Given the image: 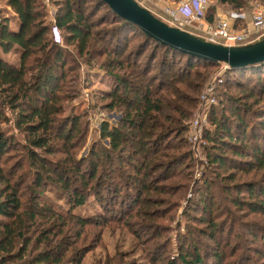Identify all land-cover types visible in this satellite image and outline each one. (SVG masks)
<instances>
[{
  "label": "trees",
  "instance_id": "16d2710c",
  "mask_svg": "<svg viewBox=\"0 0 264 264\" xmlns=\"http://www.w3.org/2000/svg\"><path fill=\"white\" fill-rule=\"evenodd\" d=\"M50 2L55 6L50 24L43 21L45 10L42 0L4 1L5 8H8L17 19L16 30L9 28L8 16L0 14V52L5 54L13 51L17 54L16 63L6 60L0 54V264H61L64 259L69 264H79L84 249L72 251L73 242L69 241L72 232L68 231V228L66 230L68 232L63 231L66 229V223L72 221L77 225H85L102 221L100 225L104 223L106 225L109 223V214L113 208L102 205L106 213L95 215L93 218H83L73 213L70 208L82 206L87 200V195H92L96 199L100 188L110 187V184L100 180L105 175H111L110 173L120 178L119 183L123 184V189L132 188L130 182L137 185L135 189L138 195L135 201L141 202L136 212L139 218L150 219L154 215L161 217L165 211L158 210L154 205H164L166 202H158L147 197L146 200L143 198L141 200L140 194L152 191L168 196H179L183 184L176 182L175 185L167 187L155 182L174 176L189 179L191 175L190 171L184 173L187 164L179 167L190 157L189 149L182 150L184 143L187 142L185 131L188 125L181 121L187 119L189 114L181 109L180 103L182 101L190 103L193 98L185 97L184 89L194 88L192 81L199 77L197 69L222 64L186 55L162 45L146 36L136 26L118 18L104 3L94 0L96 5H102L108 16L118 23V30L123 28L130 31L131 35L139 37V40L133 45L132 50H127V39L116 41L112 45L108 42L107 47L103 48L102 53L112 56V59L105 61L104 66L122 69L123 74L120 77L112 74V86L101 97L108 98L105 103L108 109L120 107L122 117L119 125L108 126L105 122L99 125V135L108 140V149L102 152L104 154L102 161L92 162L83 157L77 158L73 152L77 147L75 138L78 129L77 116L71 120V126L65 127L64 124L61 130L55 129V115L60 110L58 102L62 97L65 99L70 96L65 94L61 86L62 80L66 76V71L72 70V67L69 65L63 69L66 60L60 56L59 44L52 39L51 27H55L66 42H75V51L80 56L88 53L93 46L95 37L91 29L96 23L88 16L90 9L86 8V0ZM218 2L229 5L236 11L247 7V0ZM207 20L211 21L212 17L209 16ZM101 41L104 44L106 42L103 39ZM47 49L55 51L52 62L55 65L54 69L59 68L58 74L49 71L52 65L48 66L47 55H42L43 57L38 55ZM144 51L145 59L138 63L135 53L137 52L136 55L139 56ZM156 57L157 62L151 71L148 60ZM177 61L179 65H176ZM33 69L35 73L30 72ZM223 71L222 80L225 75L235 81L251 74L255 80L252 84L249 83V92L245 98L254 97L264 102V61L243 67H228ZM30 79L36 81L31 82ZM56 91L64 92L60 94L61 98L58 94L55 95ZM223 101L227 105H223L221 101L218 109L224 112L229 110L233 119L222 114L218 115V120L212 119L211 112L214 111L215 114L218 110L213 104L210 105L207 120L212 126H206L202 133L206 141L202 149L206 160L202 175L196 180V192L199 197H193L191 194L188 199L190 201L186 202L189 205L193 204L191 208L196 207L200 212L220 211L221 214L225 213L233 219L238 216H233L227 207H219L213 198V191L217 188L215 171L223 164V156L220 153L226 148L235 157H244L245 160L234 162L231 165L232 169L244 174L251 170L264 172V108L258 110L257 114H254L256 110H252L254 118L248 120L246 116L249 106L236 102L237 100L233 101L227 95ZM4 108L17 111L12 125L24 132L25 141L13 143L12 134L5 135L1 128V124L6 120ZM172 112L177 116L171 114ZM255 132L257 135L252 134ZM249 135L252 140L248 150L243 148L244 146H240V149L231 142V140L240 142L249 138ZM53 139L59 141L57 145L52 143ZM19 149H26L27 155L19 157L20 155L11 156L7 153ZM178 149H181L180 152ZM56 152L63 156L60 158L61 161L49 159V155ZM136 154H141L140 160L131 163L132 160H136L134 157ZM113 159L119 163L116 167L113 165ZM120 164L128 166L132 173L125 171L124 176L120 171L122 169ZM168 168H171L170 172ZM152 171L156 173L152 174L153 176ZM241 183L230 188L225 183L222 184L226 187L224 191L235 189L237 193L234 196H227L228 202L238 210L245 209L242 214H264V201H257L254 198L259 194L263 195L262 191L256 192L252 188L257 186L256 184L244 183L241 187ZM48 190L56 191L68 208L63 212L57 211L52 205L44 202L42 197ZM239 193H244L247 199L244 201L239 198ZM112 194L116 196L119 193L113 190ZM148 203L156 207L155 210L145 209ZM188 207L186 205V209ZM139 223L138 225L146 231L150 228L143 241L148 242L156 238L159 224L152 225L141 221ZM216 227H212L211 230H216ZM211 230L208 232L210 235L213 233ZM53 231L55 234L50 237ZM235 248L230 246L228 255L231 256ZM216 249L218 251L211 252L208 261L200 256L196 248H192V252H187L188 254L178 252L177 260L180 264H220L222 258H225L224 252ZM129 252L107 254L102 264H129L130 262L123 261L130 255ZM67 254L69 258L66 257ZM147 255L152 256L147 257V264H157L162 256L161 253L157 256L152 253ZM175 263L169 260L166 264Z\"/></svg>",
  "mask_w": 264,
  "mask_h": 264
},
{
  "label": "rangeland",
  "instance_id": "374dc122",
  "mask_svg": "<svg viewBox=\"0 0 264 264\" xmlns=\"http://www.w3.org/2000/svg\"><path fill=\"white\" fill-rule=\"evenodd\" d=\"M4 1L5 0H0V14H8V26L11 30H16L18 26L17 19L11 14L12 12L9 9L5 8ZM135 1L149 10L153 16L163 21L166 25L178 28L202 39H204L202 34L196 28L198 26L197 23L210 24L217 19L228 18L229 12L236 11L230 8L229 5L219 3L218 0H208V5L200 20L184 21V19H182V17L176 12L178 21H171L169 20L168 15L164 14L160 9L149 6L143 0ZM176 4L177 0H167L165 3V5H168L171 10H176ZM246 5L247 7L245 9L236 11L244 15V19L241 20V22H238L237 27L247 26L248 18H250L251 12L255 9H260L264 12V0H247ZM43 6L45 10L43 21L50 24L53 20L55 6L50 0L48 4L43 2ZM48 8H50L53 13L47 11ZM86 8L90 9L88 14L89 18L96 23V26L91 29V33L94 34L95 38L93 46L88 53L79 56L75 51V42H66L65 39H62V35L60 37L61 33L59 34L56 28H53V26L51 27L52 39L59 44L60 56L63 60H66L63 69L65 70L69 65L72 67V70L66 71V76L62 80L63 84H61L63 90L66 92L65 94L70 96L64 99L60 96V94L64 92H55V95L58 94L61 98L58 102L60 110L55 115V129L61 130V127L64 124L65 127L68 125L71 126V120L77 116L78 129L75 133L77 147L74 148L73 152L77 158L83 157L89 161L94 160L95 162H100L103 160L104 154L102 152L108 149V140L106 138H101L99 135V125L101 122H105L108 126H113L115 124L119 125L122 117L120 112L121 108L114 107L108 109L105 107L108 98H102L101 96L112 86V74L117 77H120L123 74L122 69L104 66L105 61L107 59H112V56L110 54L102 53V50L104 47H107L108 42L112 45L116 41L124 39H127V50H132L133 45L139 40V37L137 38L134 35H131L130 31L124 30L123 28L118 30V23L113 20L112 17L108 16L102 5H96L94 0H86ZM209 16L212 17L211 21L207 20ZM102 39L106 41L105 44L104 42L102 43ZM260 39L261 37L258 38L257 36H254L251 43ZM54 52V50L47 49L38 53V55L41 57L47 55L50 64H48V66H53L54 63L52 62V57ZM136 53L135 56L138 58V63H142L145 59L146 51L139 56L136 55ZM0 54L10 62H17V54L13 51L5 54L0 52ZM157 59L158 57L153 60H148L151 71L154 70ZM176 65H179L178 61L176 62ZM52 66L49 71L52 72V74H58L59 68L54 69L55 65ZM32 68L33 67H30V69ZM223 70V63L217 64L216 66H210L207 69H197L199 77L192 81L194 88H183L185 97H188L189 99L192 97L193 101L190 103L182 101L180 103L181 109L189 114L187 119H182L181 121L188 125L187 131H185L187 142L184 143L182 150L185 148L189 149L190 157L185 160L184 163H181L179 167H183L184 164H187L185 167L187 169H185L184 173L190 171L191 175L189 179L174 176L169 179L155 182V184H163L167 187H170L171 184L175 185L176 182L183 184L181 185L183 187L179 191V196H168L159 192L154 193L148 191L141 193L139 197L140 199L143 198V200H146L147 197L158 202H166L164 205H154L158 207V210L165 211L161 217L154 215V217H150V219H147V217L143 219L139 218L137 215L138 213L136 212L141 202L135 201V198L138 195L135 189L137 188V185L130 182L132 188L128 187V189H123V184L119 183L120 178L113 173H110L111 175H105L102 179L100 178L103 183L106 182L110 184V187L100 188L99 195L96 199L92 195H87V200L82 206L79 205L70 208L73 213L80 215L83 218H93L95 215L105 214L106 210H103L102 205L113 208L111 214H109V223H106V225L105 223L104 225H100L102 221H96L98 222L97 224L86 223L85 225H77L72 221L66 223V229H63V231L64 233L68 231L72 232L70 235L71 240H69L70 242H73L71 244L72 246L70 245L72 251H75L78 248L84 249L79 264H102L107 254L111 255L113 252L116 253L122 251H130V255H128L126 259H123V261L130 262L129 264H147L148 253L155 254L156 256L157 254H162L161 259L157 264H166L169 260H173L174 263L176 262L175 264H180L177 260L179 256L178 252H181L182 254L187 252L191 253L192 248H196L205 261L210 259L211 252H217L218 250L216 248H219L222 253L224 252L225 256V258H222L221 256L222 260L220 264H264V214H242V212H245V209H243V211L241 209L238 210L228 202L227 196H234L237 194L236 191H234L235 189L224 191L226 187H223L222 185L225 183L226 186H229L230 188L239 182H242L240 184L241 187L244 183H251L250 185L256 184L257 186H252V188H254L256 192L259 190L262 191L263 195L259 194L254 198L257 201H264V172L262 170H251L244 174L241 171L232 169L231 165H233L234 162L243 161L245 159L243 156L237 158L231 153V151L223 148L220 153L223 156V164L221 167H217L215 171L217 174L215 181L217 188L213 191V198L219 207L224 206L229 208L232 211V215L238 216V218L231 219L225 213L221 214L220 211L212 212L210 210L209 212H200L196 207L191 208L194 205H189L188 203L191 194H193V197H199L196 192V180L201 177L203 165L206 160L202 151L203 147L206 145L205 139L203 140V142H205L204 144L198 142L194 145L188 140L194 119H199L201 116H205V127L212 126L207 120V116L211 109L209 107L212 104L213 107L218 110V114L215 113L216 115L213 114L214 111L211 112V115H213L212 119L218 120L219 114L227 116V118L232 117L233 119V115L229 113V110L224 112L218 109L219 106H221V101L223 105H227V103L223 101L225 95L233 99V101L237 100L236 102H241L246 104V106H249L250 109L246 116L248 120L254 118L252 110H256L254 111V114H257L258 110L264 108V102L258 101V99H254V97L245 98L249 92V83L252 84L255 80L251 74H247V76L244 75L243 79L237 78L235 81L229 79L225 75V78L222 80ZM30 72L35 73L34 69L30 70ZM204 75L206 76L204 77ZM30 81L33 82L36 80L30 79ZM211 98L214 99V101L208 105L206 100ZM4 112L6 120L1 124V128L5 132V135H8V133L12 134L13 136L11 135V139L13 140V143L15 141L23 142L24 132L20 129H15L12 125V122L17 115V111L4 108ZM171 114L177 116L173 112ZM252 134L257 135L256 132ZM251 135L245 140H240V142H236L235 140H231V142H234L240 149L244 146L243 148L248 150L251 146ZM52 141V143H55L56 145L59 142L55 139ZM180 150L178 152H180ZM90 152L93 157L89 155ZM169 152H173V154L175 153L174 151ZM7 153H10L11 156L20 155L19 157H25L27 155L26 149H19L15 152L8 151ZM140 155L141 154H136L134 156L136 160H132L131 163H137L136 161L140 160ZM62 157L63 156L57 152L49 155V159L57 161H61L60 158ZM117 164L119 165L117 160L113 159V165L116 167ZM120 166H122L120 171L123 172L124 176L126 175L125 171L132 173L128 166L125 167L123 164H120ZM171 168H168L169 172L171 171ZM98 170L99 169H97V171ZM152 174L156 173L152 171L151 175ZM231 174L234 175L229 177ZM113 190H116L119 193L116 195L118 197L113 196ZM238 196L244 201L247 199L244 193H239ZM42 199L44 202L52 205L57 211L63 212L68 208L64 199L57 195L56 191L48 190L43 195ZM186 205L189 206L188 209H186ZM154 206H152L151 203H148L145 205V209L153 208L152 210H155L156 207ZM200 219L206 221V223H203ZM232 220L237 222H232ZM139 221L152 225H155V223L159 224L158 235L156 238L152 241L149 240L148 242L143 241L142 239L146 237L150 228L147 229V231L146 229H142L141 225H138L140 224ZM46 223H48V221ZM215 226H217L216 230H211L212 227L215 228ZM248 227H250V229H248ZM67 228L68 231H66ZM210 230L213 232L211 235L208 233ZM50 234V237H52L55 232L53 231ZM212 235L213 237H210ZM227 241H229L228 246ZM230 246L232 248L237 247L233 250L231 256L228 255ZM71 249H69V253L71 252ZM66 257L69 258V254H67ZM61 264H69V262L64 259Z\"/></svg>",
  "mask_w": 264,
  "mask_h": 264
},
{
  "label": "water",
  "instance_id": "95a60500",
  "mask_svg": "<svg viewBox=\"0 0 264 264\" xmlns=\"http://www.w3.org/2000/svg\"><path fill=\"white\" fill-rule=\"evenodd\" d=\"M118 18L139 28L156 42L180 53L227 67H243L264 61V36L242 46H225L205 41L178 28L168 26L135 0H99Z\"/></svg>",
  "mask_w": 264,
  "mask_h": 264
},
{
  "label": "built area",
  "instance_id": "2783aa9c",
  "mask_svg": "<svg viewBox=\"0 0 264 264\" xmlns=\"http://www.w3.org/2000/svg\"><path fill=\"white\" fill-rule=\"evenodd\" d=\"M143 1L153 8L160 9L164 14L168 15L171 21H178L176 12L184 21L200 20L208 4V0H177L176 10H171L168 5H165L167 0ZM43 2L48 4L49 0H43ZM47 11L53 13L50 8ZM243 19L244 15L242 13L231 11L228 13V18L217 19L210 24L197 23L198 26L196 28L206 41L225 46H242L251 43L254 36L258 38L264 36V12L262 10L255 9L251 12L249 25L237 27L238 22ZM227 68L223 64V69ZM213 101L214 99L212 98L206 100L208 105L213 103ZM205 121V116H201L199 119H194L191 125L188 140L193 145L198 142H201V144L205 143L203 142L204 138L201 136Z\"/></svg>",
  "mask_w": 264,
  "mask_h": 264
},
{
  "label": "crops",
  "instance_id": "0c3cea01",
  "mask_svg": "<svg viewBox=\"0 0 264 264\" xmlns=\"http://www.w3.org/2000/svg\"><path fill=\"white\" fill-rule=\"evenodd\" d=\"M8 9V8H7ZM11 13V12H10ZM13 15V13H11ZM5 16H8V14H5ZM14 16V15H13ZM249 25V18H248V24Z\"/></svg>",
  "mask_w": 264,
  "mask_h": 264
},
{
  "label": "bare ground",
  "instance_id": "6f19581e",
  "mask_svg": "<svg viewBox=\"0 0 264 264\" xmlns=\"http://www.w3.org/2000/svg\"><path fill=\"white\" fill-rule=\"evenodd\" d=\"M208 5V4H207ZM141 6V5H140ZM143 7V6H142ZM144 8V7H143ZM146 9V8H145ZM236 12V11H235ZM202 39V38H201ZM204 40V39H203ZM206 41V40H205Z\"/></svg>",
  "mask_w": 264,
  "mask_h": 264
}]
</instances>
